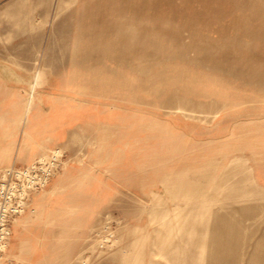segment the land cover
Returning <instances> with one entry per match:
<instances>
[{
    "label": "rangeland",
    "instance_id": "374dc122",
    "mask_svg": "<svg viewBox=\"0 0 264 264\" xmlns=\"http://www.w3.org/2000/svg\"><path fill=\"white\" fill-rule=\"evenodd\" d=\"M53 151L13 264H264V0H0V168Z\"/></svg>",
    "mask_w": 264,
    "mask_h": 264
},
{
    "label": "built area",
    "instance_id": "2783aa9c",
    "mask_svg": "<svg viewBox=\"0 0 264 264\" xmlns=\"http://www.w3.org/2000/svg\"><path fill=\"white\" fill-rule=\"evenodd\" d=\"M60 157L53 151L28 167L0 168V264H13L6 256L13 224L26 211L33 193L47 185Z\"/></svg>",
    "mask_w": 264,
    "mask_h": 264
},
{
    "label": "crops",
    "instance_id": "0c3cea01",
    "mask_svg": "<svg viewBox=\"0 0 264 264\" xmlns=\"http://www.w3.org/2000/svg\"><path fill=\"white\" fill-rule=\"evenodd\" d=\"M24 161L26 163V162H29L30 159L26 158V159H24ZM257 177L260 180V184L262 186H264V169H261V168L257 169ZM51 192H52V190L51 191L49 190L46 193H42L41 195H39L36 198V200L34 201V205L36 206V208H38L39 205L40 206H46V205L48 206L51 203V201H53V200H51L52 199ZM42 214L44 215V212H42ZM20 222H21V220H19V219L15 221V223L13 224V227H12V233H14L16 228L20 225ZM12 236H13V234H12Z\"/></svg>",
    "mask_w": 264,
    "mask_h": 264
},
{
    "label": "bare ground",
    "instance_id": "6f19581e",
    "mask_svg": "<svg viewBox=\"0 0 264 264\" xmlns=\"http://www.w3.org/2000/svg\"><path fill=\"white\" fill-rule=\"evenodd\" d=\"M21 226V225H20ZM12 245V244H11ZM10 246V245H9ZM11 247H13V246H11ZM18 254V253H17Z\"/></svg>",
    "mask_w": 264,
    "mask_h": 264
}]
</instances>
